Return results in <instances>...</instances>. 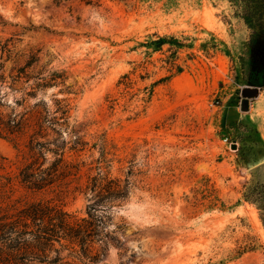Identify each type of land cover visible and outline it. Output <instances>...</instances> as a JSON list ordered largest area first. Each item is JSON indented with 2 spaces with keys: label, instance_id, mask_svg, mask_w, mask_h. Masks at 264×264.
<instances>
[{
  "label": "rangeland",
  "instance_id": "1",
  "mask_svg": "<svg viewBox=\"0 0 264 264\" xmlns=\"http://www.w3.org/2000/svg\"><path fill=\"white\" fill-rule=\"evenodd\" d=\"M158 37L183 46L147 47ZM28 62L31 76L62 75L25 106L53 114L65 100L58 140L79 172L41 192L20 186L32 120L0 135L13 190L0 188V204L51 200L83 217L93 178L127 183L119 206L96 212L111 243L100 264H264L260 212L243 197L264 190V59L227 0H0V74ZM0 96L1 111L24 112L20 93Z\"/></svg>",
  "mask_w": 264,
  "mask_h": 264
},
{
  "label": "trees",
  "instance_id": "2",
  "mask_svg": "<svg viewBox=\"0 0 264 264\" xmlns=\"http://www.w3.org/2000/svg\"><path fill=\"white\" fill-rule=\"evenodd\" d=\"M238 18L247 26L252 51L257 59H264V0H227ZM182 47V43L174 38H157L146 43L147 47L157 51L164 44ZM8 52L6 48L3 52ZM263 58V59H262ZM33 61L34 57L31 58ZM31 63L11 74L9 80L0 74V95L6 97L8 91L20 93L15 105L22 107L24 112L11 110L1 111L7 106L0 96V135L19 137L27 133L34 120L33 133L28 143L29 158L19 168L17 180L20 186L32 192H41L52 188L79 172L78 164L65 160L66 142L59 143L62 122L68 112L65 100L56 101V111L51 114L47 109L31 112L42 105L39 100L30 109L25 106L29 98H37L38 92L54 87L58 80H63L57 72L39 73L31 76L28 73ZM3 68L0 65V70ZM180 69H178V72ZM22 80V81H21ZM22 82L20 88L16 84ZM60 114V117L56 116ZM29 114V115H28ZM60 119V121H59ZM62 121V122H61ZM50 129L58 137L51 140L39 141L48 136ZM83 143L75 138L69 150L80 152ZM48 154H51L48 157ZM0 188L8 187L13 193L11 179L0 176ZM128 184L104 178H93L92 184L86 186L84 195L91 194L92 203L86 207V216L79 217L67 212L62 206L51 200H38L24 205L18 201L10 202V196L3 200L8 203L0 204V264H100L104 251L108 249V236L105 233L104 219L96 212L99 209H111L119 206L127 197ZM5 192V191H4ZM244 200L256 206L264 226V190L258 185L247 187L243 194ZM102 207V208H100ZM109 220V219H108Z\"/></svg>",
  "mask_w": 264,
  "mask_h": 264
},
{
  "label": "water",
  "instance_id": "3",
  "mask_svg": "<svg viewBox=\"0 0 264 264\" xmlns=\"http://www.w3.org/2000/svg\"><path fill=\"white\" fill-rule=\"evenodd\" d=\"M255 94H256V91H254V90L246 89V90L243 91V95L244 96H253ZM247 104H248L247 100H244L242 102V106L241 107H242L243 110L247 109V107H248Z\"/></svg>",
  "mask_w": 264,
  "mask_h": 264
}]
</instances>
